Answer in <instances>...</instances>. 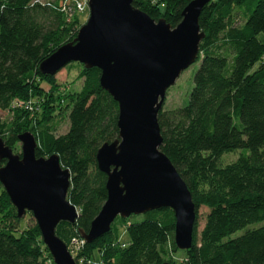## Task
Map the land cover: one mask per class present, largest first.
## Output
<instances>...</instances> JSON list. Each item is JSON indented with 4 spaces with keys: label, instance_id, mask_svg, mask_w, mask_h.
I'll list each match as a JSON object with an SVG mask.
<instances>
[{
    "label": "trees",
    "instance_id": "trees-1",
    "mask_svg": "<svg viewBox=\"0 0 264 264\" xmlns=\"http://www.w3.org/2000/svg\"><path fill=\"white\" fill-rule=\"evenodd\" d=\"M191 1L132 0V6L174 28ZM75 3L0 0V111L11 110L16 118L7 140L0 119V139L11 151L17 136L28 132L36 144V158L56 155L68 171L66 200L77 218L54 229L66 247L82 241L79 232L87 233L106 200V176L98 170L95 157L104 143L114 142L118 135L117 105L100 88L96 68L81 66V86L74 95L63 94L54 81L65 66L52 76L38 72L44 59L70 42L59 44L55 38L66 30L67 20L76 23ZM198 27L203 39L187 100L182 107L157 114L159 151L174 167L194 205L191 246L180 251L179 264H264V0H210L198 16ZM43 82L53 84L47 93ZM34 103L37 110L30 115L25 106ZM46 109L59 114L66 109L64 134L55 135L61 117L47 114ZM236 152L235 160L220 163L223 156ZM1 189L7 209L13 211ZM200 208L205 210L201 220ZM12 218L18 221L16 215ZM139 218L123 226L129 235L123 248L112 222L100 238L90 244L82 241L78 257L87 259L96 253L106 264H162L166 250L179 251L173 243L170 209ZM0 264H53L35 223L20 235L0 229Z\"/></svg>",
    "mask_w": 264,
    "mask_h": 264
},
{
    "label": "water",
    "instance_id": "water-1",
    "mask_svg": "<svg viewBox=\"0 0 264 264\" xmlns=\"http://www.w3.org/2000/svg\"><path fill=\"white\" fill-rule=\"evenodd\" d=\"M210 0H193L174 28L153 21L132 6V0H87V20L75 38L38 66L54 75L70 63L99 71V86L117 105V139L96 153L106 176V200L81 240L90 244L106 234L117 217L144 215L161 208L173 213V243L188 250L192 242L194 205L185 184L159 151L157 114L166 90L195 63L203 33L198 16ZM20 154L13 155L0 139V186L17 219L29 213L53 264H75L55 236L59 223L73 224L76 209L66 200L69 173L58 157L36 158L33 136H17ZM169 264V263H162Z\"/></svg>",
    "mask_w": 264,
    "mask_h": 264
},
{
    "label": "rangeland",
    "instance_id": "rangeland-1",
    "mask_svg": "<svg viewBox=\"0 0 264 264\" xmlns=\"http://www.w3.org/2000/svg\"><path fill=\"white\" fill-rule=\"evenodd\" d=\"M40 2H47L50 0H39ZM76 3H81L84 4L83 7L84 9L82 11H78L76 17L77 21L76 23L73 24V20L69 19L66 22V30L59 32L56 35L55 42L62 44V43H67L71 42L77 34L78 29L85 24L87 20V10H86V3L87 0H72ZM75 3V7H76ZM72 18V17H70ZM69 30H72L70 33L68 32ZM198 67V63H194L191 66H189L186 70H184L179 77L176 79L175 83L173 86L169 87L166 90L165 93V98L162 104L161 110H168L171 108H177V107H182L186 100H187V95L192 87V77L195 72V70ZM255 68V67H254ZM82 70V67L80 64L77 63H70L66 65L63 69H61L56 75L54 76V81L55 84L63 91V94H76L78 90L80 89L81 86V80L78 78V75L80 71ZM53 84L51 82H43L41 83V87L44 92L47 93L49 89L52 87ZM19 108H23L24 104L18 105ZM36 106L37 104L34 103L33 106L28 105L25 106L26 111L34 114L36 112ZM24 109V108H23ZM66 109L61 110L60 114L57 113L56 111H53L51 109H46L47 114H51V116L55 117H61L59 120V124L56 128L55 135L59 136L64 134L67 131V120H66ZM56 114V115H55ZM0 119L2 122L5 123L6 125V131L3 135V139L7 140L10 135L13 133V127L14 123L16 122L15 115L13 112L10 111H0ZM11 153L13 155H19L20 154V145L17 143L13 147H11ZM237 157V152L236 154H228L225 155L221 158L220 163H229L233 160H235ZM4 164V163H3ZM2 164V165H3ZM1 189V186H0ZM2 190V189H1ZM3 191V190H2ZM11 205V204H10ZM7 200L3 199L2 196H0V229H10L12 233L15 235H20L22 231L30 229L32 225H34V220L31 217L29 213H25L20 219H15L12 218L13 215H16V212L13 208V211H10L7 209ZM9 208V207H8ZM14 213V214H13ZM205 213V210L200 208L198 210V216L199 220H201L203 214ZM2 218V219H1ZM128 218V219H127ZM125 221L122 223L118 217L113 221V224L111 225L112 229H115L117 231V242L118 244L122 243H127L129 239L128 232L126 231L125 226L126 224H129L130 222H136L138 221L139 215L138 216H129ZM139 218V219H138ZM202 223L201 221H198V231L201 229ZM243 231L236 233L233 236L240 235ZM232 236V237H233ZM124 245V244H123ZM121 247V245L119 246ZM80 244L79 242H74L71 243L68 247L67 250L70 253V255L73 257V259H76L78 261V264H99V262L106 264L107 262L102 261L99 259L100 254H90L89 257L86 259L84 257H78V253L80 252ZM182 253L180 251H177L176 253H170L166 250V255L163 259L164 263H171L172 261L175 262V264H179L182 259Z\"/></svg>",
    "mask_w": 264,
    "mask_h": 264
},
{
    "label": "built area",
    "instance_id": "built-area-1",
    "mask_svg": "<svg viewBox=\"0 0 264 264\" xmlns=\"http://www.w3.org/2000/svg\"><path fill=\"white\" fill-rule=\"evenodd\" d=\"M83 5H84V4L77 3V4H76V7H75L76 11H77V12H78V11H82V10L84 9ZM74 242H76V241H73L72 243H74ZM82 243H83L82 241L79 242L80 245H81ZM123 247H124V245L121 244V248H123Z\"/></svg>",
    "mask_w": 264,
    "mask_h": 264
}]
</instances>
